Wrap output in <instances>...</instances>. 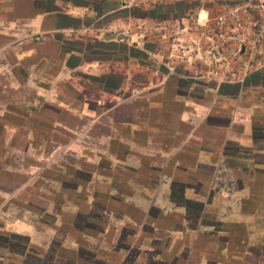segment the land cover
Here are the masks:
<instances>
[{"label": "crops", "instance_id": "1", "mask_svg": "<svg viewBox=\"0 0 264 264\" xmlns=\"http://www.w3.org/2000/svg\"><path fill=\"white\" fill-rule=\"evenodd\" d=\"M69 3L52 0L49 9L35 0H0V31L26 30L34 39L40 33L62 48L69 41L63 36L82 25L103 32L87 38L107 56L81 57L76 65L85 74L75 88L80 108L59 107L75 112L78 122L87 117L81 127L106 132L81 146L90 163L71 166L86 175L69 187L71 196L59 179L41 176L43 192L53 197L43 202L50 221L40 218L37 226L18 214L13 191L0 194V264H47V256L49 264H211L213 256L219 257L214 264H227L254 248L264 254V68L241 81L208 82L171 61L160 40L151 52L146 10L136 16L114 3L102 11ZM107 16V24L98 23ZM94 17L97 24H83ZM135 23L140 37L131 29ZM119 29L125 39H103ZM111 76L112 87L101 79ZM44 170L67 175L62 168ZM96 205L98 215L91 212ZM16 238L24 243L14 250L9 245Z\"/></svg>", "mask_w": 264, "mask_h": 264}, {"label": "rangeland", "instance_id": "2", "mask_svg": "<svg viewBox=\"0 0 264 264\" xmlns=\"http://www.w3.org/2000/svg\"><path fill=\"white\" fill-rule=\"evenodd\" d=\"M69 1V5L71 3L72 5L76 3L92 5L99 11L112 7V3L117 4L115 0ZM50 3L52 0H35V4L42 8H45V5L49 9L53 8ZM187 8V4L177 2L146 6L145 8L130 6L129 12L136 16H142L147 11V16L151 17L147 21V29L143 32L147 34L146 40H149L147 47L151 52H155L158 47L155 44L158 40L156 38L161 32H156L157 29L155 30L151 24L157 20H172L175 17H180ZM122 16L123 14H120L119 17ZM11 17V15H3V19ZM21 17L23 16L21 15ZM108 18V16L104 17L98 23L107 24L110 21ZM93 23L97 24L95 17L94 22L92 18L83 20V24L91 25ZM135 24L136 26L131 25V29L134 30L133 33L136 37H140V29H136L137 23ZM83 27L84 25H82V29L72 30L67 33L68 36H63V38L69 39V41H65L63 48L55 46L53 40L45 38V35H40V33L37 34L38 38L34 39V35L29 36L26 30L0 31V194L7 196L13 191L16 194V200H19L20 203L18 214L30 215V220L37 226H40V218L51 220L50 216L43 212V202L44 199L53 198L51 194L43 192L46 183L42 181L41 176L52 180L59 179L60 183L68 189L66 193L70 194V188L74 187L77 182L86 181L85 174L76 173V169L71 167L86 166L90 163V161L86 163L85 159L81 158V146L85 145V142L91 144L92 140L96 138L94 136L103 133V131L106 132V128L103 127L90 128L89 130L81 127L88 120L87 117H83L78 122L75 112L62 110L59 107L63 102L68 103L74 111H77L81 106L80 96L75 91V88L84 82L82 79L85 77L83 69L76 67L79 59L84 57L83 60H88L95 54L103 58L108 54L102 50L104 47L100 43L87 38V36H95L97 33L103 32ZM109 33L113 32H104V34ZM114 33L123 34L120 29L115 30ZM99 37L102 39V35ZM92 46L99 47V50L92 51ZM81 49L85 50L82 56L70 55L68 58L61 56V52L64 50L78 52ZM164 52L165 55L169 53L167 49ZM134 54L138 55L139 53L135 51ZM62 72L69 75L70 79L57 77V74ZM101 79L110 87L116 84V79L113 76ZM55 94V99L51 101ZM109 102L105 101L104 105ZM89 106L96 109L94 101L90 102ZM64 123L70 124V126L61 125ZM76 124H80L79 127H76ZM77 136H79V141H75ZM83 154L86 153L83 152ZM105 163V160L100 161L99 168L101 170L104 169ZM45 166L53 169L62 168L68 176L61 175L54 170H44ZM54 198L56 200L53 202H60L63 197L55 195ZM100 211L99 205L94 206L91 210L95 215H98ZM81 216L78 215L77 219ZM79 224H82V221ZM237 233L238 235L243 233V227H238ZM9 239L11 238L9 237ZM13 242L15 243L9 247L14 250L20 249L21 244L24 243L22 238H16ZM0 243H5V241L0 240ZM211 259L213 260L211 264L219 261L218 256H213ZM46 263L49 264V256L46 257ZM27 264H34V261L30 259ZM227 264H264V254L261 253V250L254 248L249 256L241 260L230 257Z\"/></svg>", "mask_w": 264, "mask_h": 264}, {"label": "built area", "instance_id": "3", "mask_svg": "<svg viewBox=\"0 0 264 264\" xmlns=\"http://www.w3.org/2000/svg\"><path fill=\"white\" fill-rule=\"evenodd\" d=\"M115 1L120 7L141 8L187 4L179 18L157 20L151 26L161 32L158 40L171 61L197 78L236 82L264 68V0Z\"/></svg>", "mask_w": 264, "mask_h": 264}, {"label": "water", "instance_id": "4", "mask_svg": "<svg viewBox=\"0 0 264 264\" xmlns=\"http://www.w3.org/2000/svg\"><path fill=\"white\" fill-rule=\"evenodd\" d=\"M103 39L108 41V40H121V39H125L124 35L118 34V33H111V34H106L103 36Z\"/></svg>", "mask_w": 264, "mask_h": 264}]
</instances>
